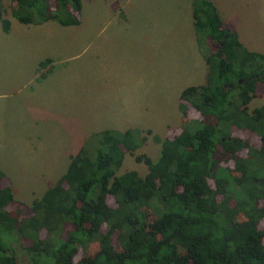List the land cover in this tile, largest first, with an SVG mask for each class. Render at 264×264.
Here are the masks:
<instances>
[{
  "label": "trees",
  "instance_id": "obj_1",
  "mask_svg": "<svg viewBox=\"0 0 264 264\" xmlns=\"http://www.w3.org/2000/svg\"><path fill=\"white\" fill-rule=\"evenodd\" d=\"M14 2L10 13L21 23H78L80 0ZM191 16L197 38L217 48L202 54L203 83L179 93L180 130L160 141L154 160L134 155L147 166L142 176L117 173L124 152L145 140L137 128L95 132L27 210L0 171V264H264V103L247 106L264 85V54L247 50L211 1L192 0ZM188 113L202 118L185 120ZM89 242L95 252L76 257Z\"/></svg>",
  "mask_w": 264,
  "mask_h": 264
},
{
  "label": "rangeland",
  "instance_id": "obj_2",
  "mask_svg": "<svg viewBox=\"0 0 264 264\" xmlns=\"http://www.w3.org/2000/svg\"><path fill=\"white\" fill-rule=\"evenodd\" d=\"M137 1L142 0H81L79 13H75L78 24L66 26L51 19L39 24L21 23L10 13L14 0L2 1L1 17L10 20V27L7 32L0 28V164L16 175L19 191L13 199L17 204L25 203L22 210H27L30 198L39 197L48 186L46 182L53 174L50 164L57 150L76 151L90 143L91 136L102 128H137L145 140L132 155L124 152L117 173L133 169L142 176L147 166L136 162L134 155L142 153L154 160L160 141L180 130L183 118L176 93L193 83L195 76L190 73L198 65L189 25L186 22L185 33L174 39L168 36L160 42L154 40L146 22L149 17L143 15ZM214 1L227 19L221 20L233 28L237 25L241 44L264 54V0ZM47 3L52 8L53 0ZM111 3H115L116 11ZM165 5L166 0H143L147 9ZM170 7L166 5V9ZM124 8L133 19L127 33L114 21ZM153 19L167 21V16ZM126 35L133 53L123 58L115 43L123 42ZM200 36L196 38L202 54L216 50V44ZM150 38L151 43L144 44ZM45 59L49 62L37 66L40 71L49 69L42 72L47 77L40 86L32 87L26 82L20 85L23 76L11 79L18 75L14 69L32 70L37 61ZM53 85L60 86L69 100L61 98ZM80 99L86 100V106ZM262 103L264 85L257 83L247 106L251 109ZM184 117L202 118L195 113ZM230 132L247 138L254 146L259 144L250 132L234 126ZM37 133L40 138L34 137ZM56 159H60L59 155ZM56 167V173L60 172L61 160ZM146 217L150 224L153 215L149 210ZM96 248V242H89L85 248H78L76 257L91 255Z\"/></svg>",
  "mask_w": 264,
  "mask_h": 264
},
{
  "label": "crops",
  "instance_id": "obj_3",
  "mask_svg": "<svg viewBox=\"0 0 264 264\" xmlns=\"http://www.w3.org/2000/svg\"><path fill=\"white\" fill-rule=\"evenodd\" d=\"M80 2H81V0H80ZM177 2H180L181 5H179V6L176 5L175 3H177ZM191 2H192V0H166V5H171V7L169 9H166V5L164 6L165 9L162 6L161 7L152 6L149 9L144 8L143 0L142 1H137L136 4L141 10L144 11L143 15H146V16L149 17L148 19H146V22L150 26V33L152 35V38L154 40H158L159 42L161 40L166 39L168 36H170V37H172L174 39V38L177 37L178 34L179 35H183V33H185L184 32V25H185L186 22L188 23V25H189V29H188L189 35H190L191 38H193L194 45L196 47V52L197 53L195 55H196L197 62H198L197 68L199 67L198 69L196 68L194 71H191L190 74L195 76V78L193 80V83H190L188 85H196V84L203 83V78L205 80L206 65H205V62L203 60L202 52L199 49V46H198V43H197L196 34H195V31H194L193 26H192ZM211 2L215 5V3H214L215 1L214 0L211 1ZM162 3H164V2L162 1ZM111 4L114 7V10L116 11L117 9H116L115 3H111ZM215 7H216L218 15L220 16V19H224V17L220 13L221 12L220 8L217 5H215ZM125 11H126V8H124L122 10V13L121 12L119 13V16H117L116 19H114V21L116 22V25L119 28H121L122 30H125V32L127 33L126 30L129 27L132 26L133 19H132V15L130 14L129 10L126 11V12ZM166 12L168 14H166ZM165 15L167 16V21H166V19H161V20H157V21H155L153 19V18L165 17ZM224 20H227V19H224ZM74 25H76V24H74ZM235 30L237 32V36H238L239 41L242 42L241 39H240V34H239V31H238L237 25H235ZM181 39H182V37H181ZM148 43H151V38H150V40L148 42H146L144 44L147 45ZM115 48L116 49H120V50H118V54L122 55L123 58H126L129 54L133 53L132 46H131V43L128 40V36L127 35L124 37L123 42L115 43ZM41 62L42 61H37L32 66V70H27L26 71L25 68L14 69L18 75L12 76L11 79L15 78L17 80V79H19L20 76H23L25 79L22 81V83L20 85H25V82H26L29 85L32 84V87L40 86L46 80V78H43V77H47V76H44V73H42V72H45L46 69H41V71L38 70L39 67H37V66L40 65ZM48 70L49 69H47V71ZM26 75H27V77H26ZM38 80H41V81L38 82ZM188 85H186V86H188ZM53 86H55V85H53ZM67 87L68 86H65V88H67ZM55 88H57L59 90L61 98L69 100V97L66 95L65 92H62V89L60 88V86H55ZM183 88H180L177 91L176 94H177L178 97H179L180 91ZM65 90L66 89H64V91ZM127 100L131 101V96L130 95H128ZM80 101H81L82 105L86 106V100H85V102H83L82 99H80ZM104 125H105L104 127L107 126L106 124H104ZM10 126L15 128L12 124H10ZM102 129H105V128H102ZM107 129H115V130L123 131L124 129H127V128H124V127L110 128L109 127ZM97 130H99V129H97ZM13 136H15V138L17 140L21 139V138H18L17 134H15V135L13 134ZM34 137L35 138H40L41 135H40V133H37V134H35ZM76 138L79 139V137H77V136H76ZM16 146H17V144H16ZM76 152H77V150L71 152V151H68L65 148H63V151L60 152L59 150H57V152L54 153V155H53L54 160L50 164V169H51V171H53V174H52V176H50V178L46 182L47 183L46 185H48L46 187V189L48 187L52 186L56 182L58 177L61 174L64 173V171H65V169L67 167L68 161H69V156L75 154ZM56 155H59V157H60V159L58 161L56 159ZM60 160H61V163H62V169H60L61 170L60 172L56 173V168H57L56 164H59ZM0 171L4 174V176H7V177H5L6 181H7L6 183H9V185L11 187V192H12L13 198H16V194L19 191V186H16V185H18V183H17L18 181L17 182L15 181L16 180L15 179L16 175H14L12 170H10L5 164H3V166L0 164ZM39 175H42V173H39ZM49 184H51V185H49ZM34 198H37V197H34ZM32 199L33 198H30V200H32Z\"/></svg>",
  "mask_w": 264,
  "mask_h": 264
}]
</instances>
